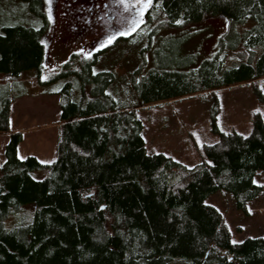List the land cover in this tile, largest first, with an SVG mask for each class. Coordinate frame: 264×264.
Instances as JSON below:
<instances>
[{
  "label": "trees",
  "instance_id": "1",
  "mask_svg": "<svg viewBox=\"0 0 264 264\" xmlns=\"http://www.w3.org/2000/svg\"><path fill=\"white\" fill-rule=\"evenodd\" d=\"M35 2L40 28H0V74L8 81L45 60L48 17L42 0ZM210 16L226 21L221 54L187 72L149 71L134 84L133 104L117 102L107 92L113 73L93 74L90 63L87 76L79 73L83 90L94 85L88 95L73 98L66 83L52 161L19 158L22 133L9 134L0 163V264H264V237L233 242L221 212L205 202L225 190L246 210L263 192L253 181L264 172L263 115H252L247 135L214 121L217 139L198 148L202 160L192 167L149 151L137 115L139 106L264 77V0H151L143 25L149 33ZM228 54L239 63L224 67ZM11 101L6 92L0 132L9 131ZM27 204L32 219L7 230L3 220Z\"/></svg>",
  "mask_w": 264,
  "mask_h": 264
},
{
  "label": "rangeland",
  "instance_id": "2",
  "mask_svg": "<svg viewBox=\"0 0 264 264\" xmlns=\"http://www.w3.org/2000/svg\"><path fill=\"white\" fill-rule=\"evenodd\" d=\"M113 10L111 18L101 12V2ZM146 0H42L48 17L43 36L46 54L39 69L22 72L8 81L0 74V107L8 92L10 127L23 132L18 156H35L48 163L55 156L60 128V106L64 86L70 83L73 98L89 94L93 84L82 88L80 72L87 76L88 63L93 74L112 72L107 92L117 102L133 104L138 100L134 84L153 69L187 72L204 60L220 55L219 38L226 21L210 16L199 23L177 29L150 28L139 23ZM35 0H0V28L21 23L35 28L44 24ZM121 33H130L121 35ZM115 37L112 43L110 39ZM234 54L225 57L224 67L239 63ZM87 68V69H86ZM62 92V93H61ZM255 112L264 117V77L247 84L196 93L191 96L153 103L138 108L143 122V138L151 152H162L187 167L202 160L198 150L204 143L217 139L214 121L221 131L235 130L247 135ZM214 119V120H213ZM8 136L0 134V163ZM35 178L43 172L33 171ZM254 183L264 185V172H258ZM207 204L216 207L231 231L232 241L246 237H264V190L246 210L238 209L233 197L225 190L208 195ZM33 215L31 204L11 212L4 220L7 230L22 227Z\"/></svg>",
  "mask_w": 264,
  "mask_h": 264
},
{
  "label": "snow or ice",
  "instance_id": "3",
  "mask_svg": "<svg viewBox=\"0 0 264 264\" xmlns=\"http://www.w3.org/2000/svg\"><path fill=\"white\" fill-rule=\"evenodd\" d=\"M122 2H123V0H122ZM151 4V0H146V2L143 4V8H147L149 5ZM140 15H141V20L137 23V24H134L133 26H132V28H131V32H134V31H136V28L138 27V24L139 23H143V19H142V16H143V13L141 12L140 13ZM179 23V22H178ZM125 34H130V33H121V35H125ZM115 39V37H113L112 39H110L109 41H108V43L110 44V43H112V41Z\"/></svg>",
  "mask_w": 264,
  "mask_h": 264
},
{
  "label": "flooded vegetation",
  "instance_id": "4",
  "mask_svg": "<svg viewBox=\"0 0 264 264\" xmlns=\"http://www.w3.org/2000/svg\"><path fill=\"white\" fill-rule=\"evenodd\" d=\"M101 12H105V14L109 17V19L111 18V21H112V17H113V10H112V7L107 3V2H101Z\"/></svg>",
  "mask_w": 264,
  "mask_h": 264
},
{
  "label": "crops",
  "instance_id": "5",
  "mask_svg": "<svg viewBox=\"0 0 264 264\" xmlns=\"http://www.w3.org/2000/svg\"><path fill=\"white\" fill-rule=\"evenodd\" d=\"M61 124V123H60ZM13 132H17V131H13L12 129H11V127L9 126V131L8 132H0V134H2V135H4V137H7V136H9V134L10 133H13ZM20 132V131H19ZM24 132V131H23ZM23 132H22V134H23ZM23 136V135H22ZM23 139V138H22ZM18 148H19V146H18Z\"/></svg>",
  "mask_w": 264,
  "mask_h": 264
}]
</instances>
